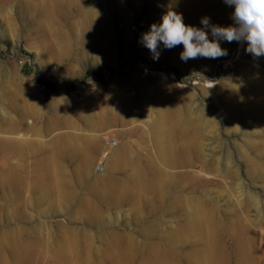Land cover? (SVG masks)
<instances>
[{
  "label": "rangeland",
  "instance_id": "obj_1",
  "mask_svg": "<svg viewBox=\"0 0 264 264\" xmlns=\"http://www.w3.org/2000/svg\"><path fill=\"white\" fill-rule=\"evenodd\" d=\"M234 10L0 0V264H264V56L142 42Z\"/></svg>",
  "mask_w": 264,
  "mask_h": 264
},
{
  "label": "clouds",
  "instance_id": "obj_2",
  "mask_svg": "<svg viewBox=\"0 0 264 264\" xmlns=\"http://www.w3.org/2000/svg\"><path fill=\"white\" fill-rule=\"evenodd\" d=\"M228 6L235 7L232 19L237 26L219 27L211 26L214 39L210 41L207 33L200 28L187 26L180 14L168 11L162 22L153 24L149 32L142 37V42L159 59L157 51L159 44L165 48L183 45L180 59L187 62L190 59L208 58L217 59L228 54L221 48L219 41L228 43L247 41L246 51L254 57L264 56V0H224ZM201 23L209 27V18H203Z\"/></svg>",
  "mask_w": 264,
  "mask_h": 264
},
{
  "label": "bare ground",
  "instance_id": "obj_3",
  "mask_svg": "<svg viewBox=\"0 0 264 264\" xmlns=\"http://www.w3.org/2000/svg\"><path fill=\"white\" fill-rule=\"evenodd\" d=\"M156 135V139L157 141L159 142V145H160V150L162 153H166L167 152V149L165 147V143H164V136L163 134L161 133V131H158L157 130V133L155 134ZM4 143H1L0 142V145H3ZM202 259V258H201ZM199 260L201 262V264H208V260L206 258L202 259V260Z\"/></svg>",
  "mask_w": 264,
  "mask_h": 264
}]
</instances>
